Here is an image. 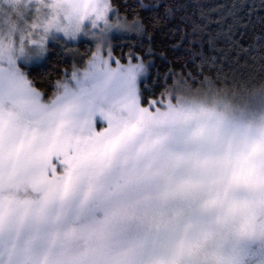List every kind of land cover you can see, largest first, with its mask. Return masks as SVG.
Returning <instances> with one entry per match:
<instances>
[{"label":"snow or ice","instance_id":"snow-or-ice-1","mask_svg":"<svg viewBox=\"0 0 264 264\" xmlns=\"http://www.w3.org/2000/svg\"><path fill=\"white\" fill-rule=\"evenodd\" d=\"M59 2L67 24L57 32H83L95 51L50 83L51 95L0 54V264H172L155 254L170 205L201 186L207 160L199 123L181 130L184 150L170 149L173 125L195 112H160L157 93L177 70L203 78L232 53L264 52V0L217 5L215 18L192 0H135L131 18L108 0ZM157 34L171 43L156 49ZM116 38L129 40L122 59ZM39 46L49 51L46 35ZM259 151L239 159L234 178L254 171Z\"/></svg>","mask_w":264,"mask_h":264},{"label":"rangeland","instance_id":"rangeland-1","mask_svg":"<svg viewBox=\"0 0 264 264\" xmlns=\"http://www.w3.org/2000/svg\"><path fill=\"white\" fill-rule=\"evenodd\" d=\"M112 9L116 10L113 7ZM43 15L44 11L38 0H12L11 4L0 0V54L11 56L26 74V70L22 66H32L45 57L47 52L40 51L39 41L41 36L46 35L48 48L50 43L58 46L65 45L73 51V54L65 53V55H71L77 67L86 64L91 56L88 57V55L95 51L94 44L87 37L81 36L83 32L76 35L75 41L67 40L71 39V36H64L57 31H49L45 34L42 23ZM118 16L122 17L119 13ZM115 18L114 16L113 20ZM30 40H35L37 46L28 48L27 54L21 58L20 53L24 52ZM115 40L112 41L113 56L119 58L114 53ZM81 43H85L84 49L80 48ZM13 45H15V51H13ZM170 109L177 111L191 109L195 112L192 121H177L173 125L175 131L170 140V149L174 152L184 150L181 130L187 123H199L203 128V136L197 145V150L211 163L196 170L203 179V183L196 192L185 199H177L170 205L175 210V213H170V216L175 218L164 235L168 237L165 239L166 242H172L162 247V244H158L155 250V254L165 257H170L182 240H187L192 234L213 227L214 214H207L210 210L206 204L217 187L215 183L217 178L226 177L233 184L235 191L245 188L246 184L254 185L256 182L264 181L262 180L264 177V151L251 154L254 161L252 173L234 178L239 159L248 155L253 146H249L247 131L255 124L264 122V93L252 103L238 104L212 93L205 94L196 91L195 94L190 92L186 94L176 89L159 99L158 111L168 112ZM209 109L219 118V126L215 129L211 139L206 135L203 124L204 116ZM97 127H100L99 121ZM190 171V169H177V174H188ZM254 195L255 192L249 193L248 191L241 198H251ZM194 215H197L196 218L203 216L190 229L182 228L189 223L188 220ZM213 244L223 247L228 252L229 263L233 257L240 254L250 257L249 261L244 264H259L260 257L264 255V229L239 232L220 228L213 239ZM182 262L183 264H200V258L186 255L182 258Z\"/></svg>","mask_w":264,"mask_h":264},{"label":"trees","instance_id":"trees-1","mask_svg":"<svg viewBox=\"0 0 264 264\" xmlns=\"http://www.w3.org/2000/svg\"><path fill=\"white\" fill-rule=\"evenodd\" d=\"M134 2L135 0H111V6L116 8L122 17L131 18L130 6L134 5ZM192 2L203 4L205 12L215 18L216 13L212 9L220 4H231L233 0H192ZM196 18L194 17V19ZM210 27H215V25H210ZM115 41L114 53L122 59L129 52V40L116 38ZM162 41L164 43H161ZM171 41L172 37L157 34L154 47L158 50L166 48ZM252 42L251 39L247 40L245 47H248ZM65 47L67 46L50 43L49 51L41 61L29 67L22 66L26 70L27 76L37 80V86L48 95L52 94V89L48 85L63 78L64 74H70L73 65H75L71 55L61 54ZM84 47L85 43H81L80 48L84 49ZM262 56H264V52L259 50V46H257V51H250L247 54L232 53L229 58L216 66L214 72H205L203 78L199 76L189 78L177 70L174 79L167 81V83L162 82L157 96L162 99L167 93L179 89V92L186 94L187 92L195 94L196 91L205 94L212 93L238 104L252 103L264 93V59L261 58ZM37 68L44 70L41 77L37 75ZM190 226L187 224L182 228L190 229Z\"/></svg>","mask_w":264,"mask_h":264},{"label":"clouds","instance_id":"clouds-1","mask_svg":"<svg viewBox=\"0 0 264 264\" xmlns=\"http://www.w3.org/2000/svg\"><path fill=\"white\" fill-rule=\"evenodd\" d=\"M111 4V0H108ZM11 4L12 0H5ZM43 8V26L49 25V31L56 32L57 28L67 24L65 20L66 5L59 0H38ZM60 34H64L60 31ZM15 39V38H13ZM37 42L30 40L20 53L23 58L28 48L36 47ZM15 51V45H13ZM7 58V55H4ZM18 61V60H17ZM206 135L211 139L215 129L219 126V118L211 109L203 119ZM249 146L253 144L264 145V122L255 124L246 133ZM211 161H207L210 164ZM264 180V177H262ZM217 187L208 198L206 207L214 214L213 227L192 234L189 239L182 240L174 253L170 256L172 264H183L182 258L186 255L198 256L200 264H229L228 252L219 245L213 244V239L220 228H227L239 232H252L264 229V183L258 184L254 189L255 195L251 198H241L235 195L233 184L226 177H219L215 181Z\"/></svg>","mask_w":264,"mask_h":264},{"label":"flooded vegetation","instance_id":"flooded-vegetation-1","mask_svg":"<svg viewBox=\"0 0 264 264\" xmlns=\"http://www.w3.org/2000/svg\"><path fill=\"white\" fill-rule=\"evenodd\" d=\"M260 183H264V181H262V182H256V184H254V185H252V184H246L247 186H245V188H242V189H240V190H238V191H235L234 190V193H235V195H237L238 197H242V196H245V193L247 194V192L249 191V193L250 192H254V189H256L257 188V186H258V184H260ZM213 214L211 211H209L207 214ZM203 216V215H202ZM201 216V217H202ZM197 217V215H194V216H191L190 217V219L188 220L189 221V223H188V226H190V224H196L197 222H199L200 220H201V217H199V218H196ZM192 226V225H191ZM190 226V227H191ZM165 239H167V236H165L164 235V240H163V243H161L162 245H161V247L162 246H166V245H169V243H171L172 241H168V242H166L165 241ZM172 240V239H171ZM249 259H250V257L249 256H244V255H236L235 257H233L230 261V263L229 264H244L245 262H248L249 261ZM259 264H264V255H262L261 257H260V263Z\"/></svg>","mask_w":264,"mask_h":264}]
</instances>
